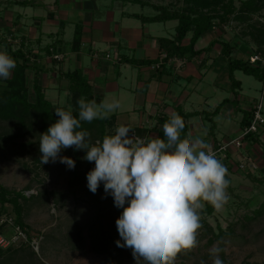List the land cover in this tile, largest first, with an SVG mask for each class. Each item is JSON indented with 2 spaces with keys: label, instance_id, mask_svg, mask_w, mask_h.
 <instances>
[{
  "label": "crops",
  "instance_id": "1",
  "mask_svg": "<svg viewBox=\"0 0 264 264\" xmlns=\"http://www.w3.org/2000/svg\"><path fill=\"white\" fill-rule=\"evenodd\" d=\"M10 3L6 0L0 4L2 24L13 23L4 27L3 33L9 36V42H14V48L27 53L33 85L41 86L45 101L67 103L75 97L69 90L67 76L76 72L92 88L97 103L119 100L121 107L104 124L106 135L114 134L116 126L124 124L141 138H162L163 124L175 112L180 116L192 115L184 121L188 126L187 138L206 129L202 138L218 148L240 134L246 113L257 103V96L245 91L242 78L237 75L239 71L234 77L241 87L234 90L220 44L204 51L216 41H225L216 28L196 44L195 51L203 53H186L185 58L166 62L162 41L174 40L178 22L144 23L136 16H154L144 11L125 14L135 4L111 0ZM191 38L189 35L182 46H188ZM55 45L59 46L56 51L61 62L50 56V47ZM114 51L118 53L117 60L112 57ZM241 52L235 53L245 59L250 56L244 49ZM131 60L144 64L133 65L128 62ZM262 85L260 82L264 93ZM247 148L249 151L250 146ZM230 151L232 158L234 152Z\"/></svg>",
  "mask_w": 264,
  "mask_h": 264
},
{
  "label": "rangeland",
  "instance_id": "2",
  "mask_svg": "<svg viewBox=\"0 0 264 264\" xmlns=\"http://www.w3.org/2000/svg\"><path fill=\"white\" fill-rule=\"evenodd\" d=\"M3 1L6 2L2 0L0 4L5 3ZM10 1H12L10 4L16 3V0ZM143 1L151 7L131 6L125 14L141 12V14L157 16L159 13L154 8H164L170 12L188 11L191 8L184 0ZM243 1L246 0H236L235 5L238 9ZM258 5L262 10L250 15L252 20L247 22L236 21L234 16H231L225 24L220 25L219 21H215L217 34L222 33L221 37H224L226 42L233 44L240 52L244 49L250 54L249 57L257 52H264V45H260L254 37H251L252 32L257 34L252 31V25H256L257 28L264 25V0H258ZM3 8L2 6L1 9ZM11 24H2L0 17V38L5 39L6 42L9 36L3 33V28ZM0 46L4 45L1 43ZM17 49L15 47L13 51ZM55 49H59V46L55 45ZM6 51L9 53L8 50ZM255 56L260 58L262 61L260 64L264 68V55L260 56V53H257ZM112 57L118 59L117 51L112 52ZM238 57L244 58L241 55ZM14 70L15 68L10 79H0V94L7 92L8 95L0 97V185L9 192L23 193L30 199L20 200V205L23 209V222L34 243H29L28 235L24 234L19 242L16 241L14 247L10 244L4 250L13 251L16 246L21 251L25 250L23 252L28 255L30 252L26 250L30 245L29 248L35 252V259L38 261L40 259L45 264H136L131 249L116 245V241L121 238L115 222L123 209L114 205V200L105 194L102 187H99L95 194L87 187L86 176L89 165L88 161L83 159L86 155L85 150L68 148L60 153L61 156L72 158L75 164L78 159L80 160L78 175L73 173L74 169L67 168L59 160L56 163L41 164L42 154L39 151V133H37L40 124L37 121V110H30L29 115L26 116L25 121L29 127L25 129L21 127L19 120L23 110L21 106L8 110V113L3 111L6 109L5 104L11 99L9 92ZM32 74L27 70L25 87L23 90L20 86L15 89L22 96H27V100L35 105L36 102L33 100L36 99V93L33 91ZM237 75L242 78L245 91L255 98L257 96V102L262 101L264 106V93L261 92L260 81L240 72H237ZM262 83L264 88V81ZM76 101L77 98L71 97L67 103L57 102L53 104L54 111L58 107L67 110L71 105L73 115L77 116ZM242 131L229 141L239 138ZM96 140L100 139L96 138L92 142ZM248 146H250L249 151ZM218 147L220 148V144ZM211 149L216 150V147L212 145ZM229 149L230 153L234 152L229 160L232 166L225 165L228 169L227 178L230 181L227 189L230 199L220 211L212 207V213L200 214L202 228L197 237L198 246L187 254L179 255L176 264H202V262L212 264L209 249L213 245L224 249L220 253L224 264H264V132L257 135V138H246L240 148L231 145ZM224 156L218 159L224 161ZM73 178L77 182L75 187H71ZM206 207L207 204L202 211ZM16 219L17 212L12 205H0L1 224L11 225ZM4 221L7 223L4 224ZM15 231L16 228H12L13 235ZM80 234L86 240L84 245L82 241H76ZM220 234L222 235L219 236ZM92 235L96 237L94 242L91 241ZM13 237L10 239L6 237L9 243L14 241ZM36 238L38 241L35 240ZM100 238H104L105 244ZM79 247L82 248L76 249ZM38 261L33 264H40Z\"/></svg>",
  "mask_w": 264,
  "mask_h": 264
},
{
  "label": "clouds",
  "instance_id": "3",
  "mask_svg": "<svg viewBox=\"0 0 264 264\" xmlns=\"http://www.w3.org/2000/svg\"><path fill=\"white\" fill-rule=\"evenodd\" d=\"M15 67V59L0 50V79H10ZM77 105L78 117L71 105L55 109L59 119L40 135V163L59 160L74 169L75 161L61 151L86 150L83 159L95 164L86 176L89 191L95 194L103 184L105 194L123 209L115 222L121 238L117 247L131 249L136 264H176L179 255L198 246L205 205L220 211L230 199L228 169L202 138L206 129L181 139L185 123L174 112L163 124V138H141L119 124L114 134L93 143L90 134L80 130L82 122L109 119L120 102L97 103L82 96ZM223 251L218 245L209 249L212 264H224Z\"/></svg>",
  "mask_w": 264,
  "mask_h": 264
},
{
  "label": "trees",
  "instance_id": "4",
  "mask_svg": "<svg viewBox=\"0 0 264 264\" xmlns=\"http://www.w3.org/2000/svg\"><path fill=\"white\" fill-rule=\"evenodd\" d=\"M2 1V0H0ZM111 1H121L124 3H132L135 5H139L141 7H151L147 2L143 0H111ZM185 3L189 4L191 8L188 11H181V12H170L164 8H154L156 11H158V15L154 17H145V16H139L136 17L140 18L144 23H167L170 21H177L178 26L176 27V37L173 41L163 40L162 41V47L166 49L167 57L166 62L170 61L171 59L184 57L185 54L189 53L191 55H200L204 51H210L216 44H220L223 48L222 51V57L227 59L228 62V68L230 73V79L232 82V86L235 89H240L241 84L239 81H236L234 77V73L239 71L242 72L246 76L254 77L258 81L263 82L264 81V68H262L261 64L262 61L259 60L257 63L253 64L250 59L242 58L240 59L238 56V53L236 52L235 46L233 44L228 43L226 41L224 42H215L213 45H211L209 48L205 49L204 51H195L196 44L199 42V40L209 31H211L213 28L217 27V24L215 21H219L220 25L222 23H226V21L231 17L234 16V20L239 22H247L248 20H252V17L250 15H254L257 12H260L262 10V7H259L258 0H246L241 2V6L238 9L235 5L236 0H184ZM24 5H27L25 2ZM220 8V9H219ZM219 25V26H220ZM252 31L256 32L251 33V37L258 41L260 45H264V25H261V28H257L256 25L251 26ZM191 35V41L188 46H182L183 42L186 40V38ZM9 42V41H8ZM5 41V39L0 38V44L5 46L6 50L9 51V55L13 57L16 61V67L13 74V80L11 82V90L9 92V95L11 96L10 102L5 104V108L3 111L8 113L10 110L16 109L17 106L22 107V112L19 116V120L21 122L22 128L29 127V124L26 123L25 119L26 116L29 115L30 110H37V121L40 124V130H38L37 133L40 135L47 131L49 126L56 122L57 116L54 115V107L51 102L45 101L44 95L42 93L41 86H38L37 83L33 86V91L36 93V99L33 101L36 102L34 105L33 102H29L27 100V96H22L20 93H18V90L15 89V87L20 86L21 89L25 87V72L28 70V63L29 58L27 57V53H25L22 48L13 51L14 44L8 43ZM52 50H50V56L53 61L61 62V57L57 55V51L55 49V46L51 47ZM261 55H264V52H257ZM256 53V54H257ZM236 54V55H235ZM254 54L253 56H255ZM58 57V58H56ZM262 59V58H261ZM263 60V59H262ZM129 63L133 65H141L144 64L142 62H136V61H128ZM185 62V60H184ZM160 69V67H159ZM70 81L69 90L76 94L75 98L77 100L80 97H85L87 100H93V90L92 88L83 81L82 75L80 72H76L73 75L67 76ZM14 85V88L12 86ZM6 93L0 94V97H7ZM4 95V96H3ZM21 97V98H20ZM77 102V101H76ZM34 107V108H33ZM9 110V111H8ZM255 113V108L252 109L250 112L246 113L244 121L242 122L243 130L248 128L251 124V121L253 119V114ZM181 115V114H180ZM192 115H184L181 116L183 120L185 121L186 118L191 117ZM77 117H78V106H77ZM106 120H94L91 123L82 122L81 129L85 130L90 134V140L93 141L96 138H99L101 141L103 137L106 135V132L104 130V124ZM188 137V126L185 124V128L181 132V139ZM163 138V137H162ZM254 138V136L251 134L247 137ZM216 148V150H218ZM86 153V150L84 151ZM229 153V152H228ZM227 153V157H225L224 161L222 163L226 166L229 165L231 167V163H229L230 160V154ZM80 160L78 159L75 168H74V174L78 175V169L80 167ZM89 165V171L92 170L95 166L94 162H88ZM91 167V169H90ZM77 185V182L75 178L71 180V187H75ZM100 187L103 188V185L101 184ZM108 197H113L111 195H108ZM20 200L28 201L27 196H25L23 193H12L7 191L3 186L0 185V205H12L14 209L17 212V219L15 220L13 225H3L0 222V234L5 235L8 239L13 237L12 228H20L25 232L26 235H28L29 243L32 241V237L29 234L27 226H25L23 222V209L20 205ZM4 209V208H3ZM118 210L117 212L120 213ZM204 213H212V206L207 205L206 209L204 211H201L200 214L204 215ZM1 221V220H0ZM7 222H4L6 224ZM223 234V232L221 231ZM220 234L219 236H221ZM86 237V236H85ZM84 236L80 234L77 236L76 241L80 242L82 241L84 245ZM91 239V237H90ZM95 235H92L91 241L95 240ZM219 239V238H218ZM100 241L104 242V238H100ZM88 246V245H87ZM90 246V244H89ZM14 247V245H13ZM12 247V248H13ZM27 247V246H25ZM30 247V245H29ZM27 247L28 255L26 252H23L25 250H19L18 248H13L14 250H8L7 252L0 248V264H33L35 261H38L35 259V252L31 250V248ZM32 247V246H31ZM82 247L76 248L80 250ZM10 251V252H9ZM22 254V255H21ZM35 259V261H34ZM40 264H45L44 262H41L39 259Z\"/></svg>",
  "mask_w": 264,
  "mask_h": 264
},
{
  "label": "built area",
  "instance_id": "5",
  "mask_svg": "<svg viewBox=\"0 0 264 264\" xmlns=\"http://www.w3.org/2000/svg\"><path fill=\"white\" fill-rule=\"evenodd\" d=\"M56 58H58V57H56ZM250 60L253 64H255L257 61L260 60V58H258L257 56H251ZM254 108H255V113L253 114V119L251 121V124L249 125L248 128H246L242 131L239 138H236L232 141H228L226 143L220 144V148L218 150H212L211 149L212 153L215 154V156L217 158H221V156H223V155L226 156L227 153L230 151L229 147L231 145H234L236 148H240L243 145L244 140L248 136H250L252 134L255 138H257V135L264 132V106L262 104V101H260ZM225 156H224V158H225ZM251 164L253 165V163H251ZM11 225H13L12 222H11ZM14 234H15L13 237L14 241L12 243H9L8 239L4 235L0 234V248L7 249V247H9L10 244L16 245V243H17L16 241L19 242L20 237L23 236L25 234V232L23 230H21L20 228H16V231ZM35 240L38 241L37 238ZM33 243L31 241V244H33Z\"/></svg>",
  "mask_w": 264,
  "mask_h": 264
}]
</instances>
